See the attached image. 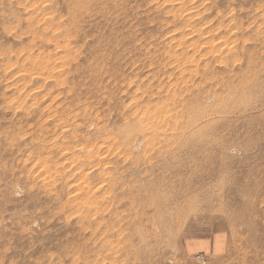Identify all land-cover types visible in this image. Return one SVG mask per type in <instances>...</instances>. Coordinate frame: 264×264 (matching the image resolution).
<instances>
[{"label": "rangeland", "instance_id": "obj_1", "mask_svg": "<svg viewBox=\"0 0 264 264\" xmlns=\"http://www.w3.org/2000/svg\"><path fill=\"white\" fill-rule=\"evenodd\" d=\"M196 254L264 264V0H0V264Z\"/></svg>", "mask_w": 264, "mask_h": 264}, {"label": "crops", "instance_id": "obj_2", "mask_svg": "<svg viewBox=\"0 0 264 264\" xmlns=\"http://www.w3.org/2000/svg\"><path fill=\"white\" fill-rule=\"evenodd\" d=\"M207 246L215 247V239L204 241H191L187 244L189 250H199Z\"/></svg>", "mask_w": 264, "mask_h": 264}, {"label": "built area", "instance_id": "obj_3", "mask_svg": "<svg viewBox=\"0 0 264 264\" xmlns=\"http://www.w3.org/2000/svg\"><path fill=\"white\" fill-rule=\"evenodd\" d=\"M194 260L196 262V264H205L206 259L204 258V256L202 254H196L194 256Z\"/></svg>", "mask_w": 264, "mask_h": 264}, {"label": "bare ground", "instance_id": "obj_4", "mask_svg": "<svg viewBox=\"0 0 264 264\" xmlns=\"http://www.w3.org/2000/svg\"><path fill=\"white\" fill-rule=\"evenodd\" d=\"M127 142V141H126ZM88 171V170H87Z\"/></svg>", "mask_w": 264, "mask_h": 264}]
</instances>
